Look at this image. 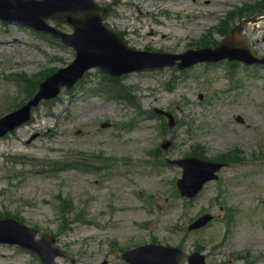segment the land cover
<instances>
[{"label":"rangeland","instance_id":"1","mask_svg":"<svg viewBox=\"0 0 264 264\" xmlns=\"http://www.w3.org/2000/svg\"><path fill=\"white\" fill-rule=\"evenodd\" d=\"M253 1L260 0H96L109 8L105 26L132 49L182 54L203 41L220 43L233 28L264 56V7L233 16L225 36L209 33L230 10ZM6 15L20 17L14 10ZM4 41L11 45H0V116L28 101L19 79L36 81L74 59L72 49L51 37L0 20ZM207 65L119 78L114 89L132 103L107 96L98 70L41 102L24 126L0 138V216L21 220L38 237L54 235L67 253L56 264H125L121 249L151 240L185 255L199 247L208 264H264V68L227 61ZM154 108L170 112L175 127H164L167 120L162 117V123ZM103 123L110 127L101 128ZM165 140L172 141L167 152L160 147ZM194 143L209 160L234 150L244 160L224 168L217 182L184 203L173 192L180 170L164 162L185 157ZM55 163L59 169L52 171ZM93 165L100 170L92 171ZM59 200L70 211L67 222L59 218ZM203 213L214 221L186 233ZM0 264L41 262L29 251L0 244Z\"/></svg>","mask_w":264,"mask_h":264},{"label":"water","instance_id":"2","mask_svg":"<svg viewBox=\"0 0 264 264\" xmlns=\"http://www.w3.org/2000/svg\"><path fill=\"white\" fill-rule=\"evenodd\" d=\"M51 0H44L43 2H48ZM72 5L71 14L64 16L62 19L55 16H50L57 22H64L70 24L74 30L75 34L72 36H65L56 33L54 29H43L53 33L55 37L60 38L64 43L72 45L77 52V58L74 63L67 69L57 72L53 77L49 78L43 85L42 88L46 87L49 83L54 84L50 92L46 93L42 90L23 110L20 111V116L12 115L7 117L8 120L0 121V136L4 135L9 130H13L18 125L25 122L29 117V110L36 106L41 99H48L55 96L61 87L70 88L82 74L90 68H99L102 72L108 73L112 76L121 75L134 71L135 65L131 64L134 61L135 56L145 55L139 54L127 50L120 40L115 35H110L106 30L100 25L101 18L98 17L99 10L106 13L105 10L96 7L92 0H65ZM11 2V1H9ZM41 2V3H43ZM38 3V4H41ZM32 27L40 29L38 25L34 23L29 24ZM98 30H100V46L96 39L99 38ZM106 34L113 37L118 45L115 49H109L106 47L107 41L102 39V35ZM146 57H160L166 58L168 62L159 63V67L164 65H173L176 59H181L183 57H172L163 55H145ZM223 57H228L230 59H240L246 62H263L264 59H258L250 54L252 60H245L241 58H234L229 56H221L217 59H222ZM63 76H67L66 80ZM6 119V118H5ZM186 180L184 179L179 183V186H184ZM198 189V186H195ZM34 232L20 226L13 222H3L0 224V242L4 243H15L23 246H30L34 237ZM57 255L53 254L52 259ZM179 254L172 249L168 248H158V247H144L136 252L128 253L125 258L130 264H178ZM53 264V263H51Z\"/></svg>","mask_w":264,"mask_h":264},{"label":"bare ground","instance_id":"3","mask_svg":"<svg viewBox=\"0 0 264 264\" xmlns=\"http://www.w3.org/2000/svg\"><path fill=\"white\" fill-rule=\"evenodd\" d=\"M145 14H146V15H149L150 12H149V11H146ZM165 36H166V35H165ZM263 41H264V40H263ZM0 45H2V47H4V46H5V47H8L7 45H11V44H10V42H8V41H4V42H1Z\"/></svg>","mask_w":264,"mask_h":264}]
</instances>
